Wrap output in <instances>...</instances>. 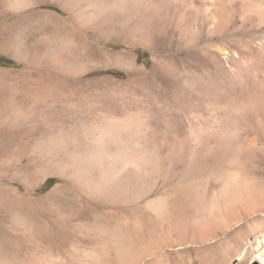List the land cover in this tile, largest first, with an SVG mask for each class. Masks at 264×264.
Listing matches in <instances>:
<instances>
[{
	"label": "rangeland",
	"instance_id": "obj_1",
	"mask_svg": "<svg viewBox=\"0 0 264 264\" xmlns=\"http://www.w3.org/2000/svg\"><path fill=\"white\" fill-rule=\"evenodd\" d=\"M0 58V264H259L264 0H0Z\"/></svg>",
	"mask_w": 264,
	"mask_h": 264
},
{
	"label": "bare ground",
	"instance_id": "obj_2",
	"mask_svg": "<svg viewBox=\"0 0 264 264\" xmlns=\"http://www.w3.org/2000/svg\"><path fill=\"white\" fill-rule=\"evenodd\" d=\"M197 8V9H196ZM195 9H196V15H198V16H200L201 18H203L206 22L205 23H207L208 25H210L211 26V28L212 27H217V25H218V20H219V15H218V13H217V11L215 10V8L213 9V8H209V7H205V6H203V7H196ZM247 83V86H248V89H244V90H242V92H243V94L241 93V95L242 96H246V95H248V94H250L249 92H253L254 94H253V96L254 97H256V96H258V93H259V90H257V89H255V88H253L251 85V82H249V81H247L246 82ZM245 85V84H244ZM243 86V85H242ZM243 89V88H242ZM241 92V91H240ZM259 99V98H258ZM255 100V99H254ZM250 106L251 107H256L257 106V103H255V102H251L250 103ZM98 151V150H97ZM121 154H123V153H121ZM114 156V155H113ZM115 156H117V154L115 155ZM132 156V155H131ZM92 157H93V160L95 159L94 157H96V156H93L92 155ZM118 158L120 157V156H117ZM122 157V156H121ZM120 157V158H121ZM125 158H121V159H123L124 161H125V159H128V158H126V155L124 156ZM138 157V156H137ZM136 157V158H137ZM116 158V157H115ZM130 158V157H129ZM134 158V157H133ZM101 159V158H100ZM131 159V158H130ZM129 160V159H128ZM134 160V159H133ZM132 159H131V161H133ZM145 160V159H144ZM120 161V160H119ZM141 161V160H140ZM101 162V161H100ZM135 162V161H134ZM137 162H138V160H136V164L135 163H133V165L135 166V165H139L140 164V162H139V164H137ZM123 163V162H122ZM125 163V162H124ZM129 165H130V163H131V165H132V162H130V160H129ZM126 164V163H125ZM124 164V165H125ZM142 164V163H141ZM123 165V164H122ZM130 165V166H131ZM132 165V166H133ZM128 166V165H127ZM107 167V166H106ZM123 167V166H122ZM138 167V166H137ZM142 167V166H141ZM94 168V167H93ZM126 168V167H125ZM145 168V167H144ZM123 171H124V169H123ZM95 189V188H94ZM175 199V198H174ZM173 199V200H174ZM177 202V201H176ZM169 208V207H168ZM169 212H170V210H168ZM165 213V212H164ZM166 213H168V212H166ZM168 216V215H167ZM162 217V216H161ZM106 231V233L107 234H109L110 233V231H108L107 229L105 230ZM255 244L257 245V247H256V250L253 252V254H254V262L256 261V262H258L259 264H264V234L261 236V237H259V238H257V239H255ZM120 249V248H119ZM240 257H241V259L243 258V255H240Z\"/></svg>",
	"mask_w": 264,
	"mask_h": 264
},
{
	"label": "trees",
	"instance_id": "obj_3",
	"mask_svg": "<svg viewBox=\"0 0 264 264\" xmlns=\"http://www.w3.org/2000/svg\"><path fill=\"white\" fill-rule=\"evenodd\" d=\"M0 61L3 62V61H8V60H5L4 58H0ZM5 63H11V62H5Z\"/></svg>",
	"mask_w": 264,
	"mask_h": 264
}]
</instances>
